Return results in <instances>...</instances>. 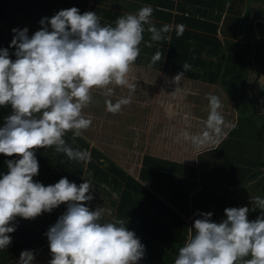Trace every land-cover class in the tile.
I'll return each instance as SVG.
<instances>
[{
  "label": "clouds",
  "instance_id": "clouds-1",
  "mask_svg": "<svg viewBox=\"0 0 264 264\" xmlns=\"http://www.w3.org/2000/svg\"><path fill=\"white\" fill-rule=\"evenodd\" d=\"M152 14L153 9L145 6L118 17L113 26L103 25L96 12L81 14L72 7L42 18L40 30L31 36L27 28L12 30L15 59L8 49H0V107L11 109L0 126V155L16 158L8 159L6 173L0 174V250L11 245L18 217L34 220L66 205L45 233L51 254L48 264H138L145 258V246L128 229V221H105L103 207L87 206L95 192L90 181L77 185L64 177L45 186L34 178L39 175L37 150L53 148L70 162L90 161L87 150L73 148L65 137L71 132L74 143L89 129L92 121L83 109L92 103L94 89L108 97L114 94L113 86L135 90L129 73L140 55L143 34L147 31L152 41L160 42L172 31L170 25L157 29ZM176 28L177 36L186 30L183 24ZM161 56L158 50L152 64ZM190 67L185 63L183 72ZM207 99L211 132L190 137L198 147L215 142L211 133L220 134L225 125L219 98ZM105 103L109 113L117 114L131 100ZM250 204L251 209L226 208V218L220 222L212 220L211 212L197 213L174 264H264V198L251 195ZM256 210L260 215L249 220L250 211ZM19 260L35 264L34 252L22 251Z\"/></svg>",
  "mask_w": 264,
  "mask_h": 264
},
{
  "label": "trees",
  "instance_id": "trees-1",
  "mask_svg": "<svg viewBox=\"0 0 264 264\" xmlns=\"http://www.w3.org/2000/svg\"><path fill=\"white\" fill-rule=\"evenodd\" d=\"M240 1L94 0L90 10L101 17L103 25L114 26L118 17L150 6L152 23L157 29L170 25L172 31L160 42L152 41L150 33L145 31L139 45L140 55L134 64L149 66L159 50L161 60L152 67L179 74L187 63L190 70L180 76L219 85L234 102L237 123L218 147L202 153L204 161L199 170L202 177L205 174L208 178L197 183L196 166L145 154L137 179L99 149L91 147L82 136L73 143L71 132L65 139L73 148L87 150L89 162H70L53 148L36 151L39 175L34 179L38 182L48 186L55 184V177L58 180L67 177L79 185L87 178L95 187L107 192L117 206L113 219L128 221V229L134 231L145 246V258L141 262L174 264L179 248L189 239V228L194 219L199 218L197 213L211 212L212 220L220 222L226 218V208L242 206L234 198L237 195L243 200L240 191L258 192L264 198V94L254 91L257 81L264 78V34L255 36L250 26L253 14L250 10L241 11ZM253 2L264 6V0H249L250 4ZM88 3L89 0H0V49H8L14 60L15 49L10 47L14 28H27L31 36L40 30L42 18L50 19L60 10L72 7L83 14ZM260 12L264 17V8ZM180 24L185 25L186 30L177 36L176 26ZM262 25L260 22V30ZM252 78L256 79L253 84ZM10 114V107H0V126ZM15 158L0 155V174L7 171L6 161ZM208 165L210 168H206ZM167 191L182 213L188 211L192 199L191 227L181 214L156 195ZM59 208L63 213L66 211V205ZM60 216L56 209L45 213L41 224L18 217L16 231L10 234L11 245L0 250V264H20L22 251L31 250L36 254L41 248V254L44 251L45 258L51 259L46 227L54 225ZM35 264H41V259L37 258Z\"/></svg>",
  "mask_w": 264,
  "mask_h": 264
},
{
  "label": "rangeland",
  "instance_id": "rangeland-1",
  "mask_svg": "<svg viewBox=\"0 0 264 264\" xmlns=\"http://www.w3.org/2000/svg\"><path fill=\"white\" fill-rule=\"evenodd\" d=\"M248 1H240V10L247 12L251 8V12H254L250 26L255 36L260 37L261 33L264 34V17L262 16L263 12H260L263 11L264 6L255 2L248 8ZM260 22L263 24L262 30H260L261 26L259 27ZM220 36L222 37L221 34ZM165 72L161 68H150L146 64H141L132 68L129 73L130 83L135 84L134 91L126 87L113 86L114 94L108 97L104 95L103 91L94 89L92 103L83 109V115L91 119L92 124L89 129L83 132V135L87 134V138L96 136V145L100 146L110 159L120 163L134 177L139 175L143 156L150 154L196 166L198 169L196 181L201 183L204 177H209L205 174L202 177L199 170L202 161H204L202 153L212 150L217 143H221L229 134L233 124L237 123L238 113L234 108V102L228 104L224 100L227 97H222L219 92L218 95L215 91L222 105L220 111L224 117L225 125L220 134L211 133L215 142L196 146L190 137L202 135L205 131L211 132L207 129L210 111L207 97L213 95L214 89L219 91L217 88H223L221 86L214 88L212 85H206L207 83L188 79L185 81L189 83V88H183L182 80L179 81L177 78L173 81L177 87H173L170 90L172 93H169L164 90L168 84L166 79L168 72ZM255 81L256 79L252 78L251 83L253 84ZM257 82L262 86L259 83L255 84L254 91L264 94V80ZM191 88L196 89L192 90ZM124 98H130L131 103L122 106L119 113L112 114L107 111L105 103L107 99H111L115 103ZM182 101H185L182 104L183 110L178 104ZM179 112H182L184 119L187 120V122L183 121V124L187 125L186 128L180 125L183 119L177 118ZM101 124L103 127L100 129ZM206 168H210L209 165ZM240 197L249 198L246 194L242 195L241 191ZM162 198L169 203H174V199L168 191L162 195ZM189 204L193 205V202L190 200L188 207ZM112 219L113 215H110L109 221ZM186 220L188 221L190 218L186 217ZM46 254L44 251L42 252L41 264H48L50 261L45 258Z\"/></svg>",
  "mask_w": 264,
  "mask_h": 264
},
{
  "label": "crops",
  "instance_id": "crops-1",
  "mask_svg": "<svg viewBox=\"0 0 264 264\" xmlns=\"http://www.w3.org/2000/svg\"><path fill=\"white\" fill-rule=\"evenodd\" d=\"M253 3H255V2H253ZM253 3H251V4H253ZM257 3H261V2H257ZM94 4V0H89V3H88V6H87V8H86V10L84 11V12H86V11H90L91 10V8H92V5ZM248 4H249V6H248V8H250L251 6V4L249 3V1H248ZM262 5V4H261ZM250 11H251V8L249 9ZM259 12V11H258ZM228 13L226 12L225 14H224V18L226 17V15H227ZM252 14H254V12H252ZM256 15H257V13H256ZM259 15V14H258ZM260 31V30H259ZM220 34H221V32L219 33V36H220ZM255 34V33H254ZM222 35V34H221ZM221 37V36H220ZM141 65V64H140ZM140 65H136V64H134L133 66H132V68H134V67H138V66H140ZM149 67V66H148ZM150 68H154V67H150ZM165 72V71H164ZM165 73H167V72H165ZM177 76V74H172V73H169L168 72V75H167V82H168V84H166V86L167 87H164V90L165 91H168L169 93H172L170 90H172V88L173 87H177L176 85H175V83H173V81L175 80L174 78ZM179 78V81H180V79L182 80V87L183 88H189L188 86H189V83L187 82V81H185L186 79H188V80H193V79H190V78H187V77H184V76H179L178 77ZM261 80H264V78H261L259 81H261ZM178 81V82H179ZM195 81H201V80H195ZM201 82H204V81H201ZM263 82V81H262ZM204 83H207V82H204ZM259 83V82H258ZM259 84H261V83H259ZM206 85H208V86H210V85H212V86H214V88H216L215 86H219V85H216V84H209V83H207ZM262 86V85H261ZM192 90H194V89H196V88H191ZM217 89H219V91L218 90H216V89H214L213 90V95H215L216 96V93H215V91H217V94H218V92L220 93V95L223 97V96H225V97H227V99H224L228 104H230V102L232 103V101L228 98V95L226 94V92L223 90V89H220V87L219 88H217ZM196 91V90H195ZM197 94V93H196ZM219 95V94H218ZM198 96V95H197ZM181 98H183V97H181ZM184 99V98H183ZM183 102L185 103V101H182V102H180V103H178L179 104V106L182 108V110L184 109V107H183ZM234 108H235V106H234ZM177 110H179L178 108H177ZM236 110V109H235ZM185 111H186V109H185ZM184 111V112H185ZM180 114L177 116V118H179L180 120L181 119H183L182 120V123L180 124L182 127H184V128H186L187 127V125H184L183 124V121L185 122H187V120L186 119H184V116H183V113L182 112H179ZM188 124V123H187ZM236 124V123H235ZM235 124H233V127H234V125ZM103 127V124H101L100 125V129ZM232 127V128H233ZM84 139H86L89 143H90V145H91V147H95V148H97V149H99L104 155H106L107 157H109L108 156V154L106 153V152H104L103 151V149L100 147V146H98V145H96V140H97V138H95V137H91V138H87L86 136H87V134L86 135H83V133H82V135H81ZM220 144V142L219 143H217V145H216V147H218V145ZM216 147H214V148H216ZM169 148H171V147H169ZM213 148V149H214ZM143 159V158H142ZM165 159H167V158H165ZM171 160V159H170ZM114 161V160H113ZM175 161V160H174ZM117 164H119L120 165V163H118L117 161H115ZM177 162H179V161H177ZM120 166H122V165H120ZM123 167V166H122ZM124 168V167H123ZM125 169V168H124ZM126 170V169H125ZM59 173H61L62 175H63V171L62 170H60L59 169ZM130 174V173H129ZM135 178H137V179H139V175H138V177H135ZM85 180H88L87 178H84ZM84 179H83V181H82V183L84 182ZM59 180L55 177L54 178V182L55 183H57ZM88 181H90L91 182V184L93 185V187H94V189H95V192H93V193H91L93 196H94V199H93V201H91L90 202V204L89 205H87V206H89L90 207V209H92V210H94L96 207H103L104 209H105V217H104V219H105V221H109L110 220V215H112V213H113V211H115L116 209H117V206H114V203H112V201L110 200V198L108 197V195H107V192L103 189H98L97 187H95L94 186V184L92 183V181L91 180H88ZM70 182H74V181H71L70 180ZM75 183V182H74ZM243 191V190H242ZM241 191V194L243 195V194H246L249 198H245V199H239L238 198V196L236 195V196H234V198L237 200V204L240 206V205H242L241 207H249L250 209H251V207H252V205L250 204V198H251V195L252 196H259L258 195V192L255 194V193H253L251 190H247V189H244V191L242 192ZM156 193V192H155ZM156 195L162 200V201H164L169 207H171L173 210H175L177 213H179V214H181L185 219H186V217H189L190 218V214H191V212H192V207H193V205L191 204H189V209H188V211L189 212H180L179 211V209L174 205V203H169V202H167L166 200H164L163 198H162V195L163 194H158V193H156ZM261 196V195H260ZM114 197L115 198H117L118 199V196L115 194L114 195ZM240 200H238V199ZM191 201H192V199H191ZM193 202V201H192ZM243 203V204H242ZM247 204H248V206H247ZM56 211L60 214V215H62L63 214V212L61 211V209L60 208H57L56 209ZM110 213V214H109ZM260 215V210H256L255 212H252V211H250V213H249V220H254V219H256L257 218V216H259ZM186 216V217H185ZM41 218H42V215L40 216V217H38V218H36V219H34V221L35 222H38V223H40V221H41ZM187 221V220H186ZM189 224H190V227H191V218H190V220H188L187 221ZM42 223V222H41ZM40 223V224H41ZM51 226V225H50ZM50 226H48V227H46L47 228V231L49 230V228H50ZM191 234V233H190ZM189 234V235H190ZM47 244H48V242H47ZM42 249V248H41ZM41 249H40V251H38V252H36V254H34L35 255V260L37 259V258H40L41 257ZM25 251V250H24ZM138 264H148V263H144V262H141V261H139L138 262Z\"/></svg>",
  "mask_w": 264,
  "mask_h": 264
}]
</instances>
